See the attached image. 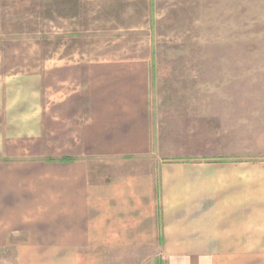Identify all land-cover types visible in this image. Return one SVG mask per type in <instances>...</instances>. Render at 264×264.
<instances>
[{
  "label": "crops",
  "instance_id": "0c3cea01",
  "mask_svg": "<svg viewBox=\"0 0 264 264\" xmlns=\"http://www.w3.org/2000/svg\"><path fill=\"white\" fill-rule=\"evenodd\" d=\"M88 1L122 15L137 0ZM86 77L82 159L53 162L16 154L42 138L39 80L0 78L5 264H264V102L153 101L146 55L91 61Z\"/></svg>",
  "mask_w": 264,
  "mask_h": 264
},
{
  "label": "rangeland",
  "instance_id": "374dc122",
  "mask_svg": "<svg viewBox=\"0 0 264 264\" xmlns=\"http://www.w3.org/2000/svg\"><path fill=\"white\" fill-rule=\"evenodd\" d=\"M118 5L122 15H108L103 3L88 0H0V78L35 77L41 88L42 138L18 144L17 156L82 159L86 68L111 56L150 58L153 101L237 100L241 110L252 105L259 111L257 102H264V0ZM235 89L239 93L231 95ZM14 257L13 247L1 251L0 264ZM159 263L160 256L145 252L143 264Z\"/></svg>",
  "mask_w": 264,
  "mask_h": 264
}]
</instances>
